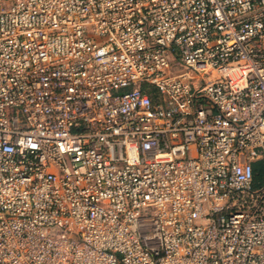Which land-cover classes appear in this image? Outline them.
<instances>
[{"label":"built area","instance_id":"obj_1","mask_svg":"<svg viewBox=\"0 0 264 264\" xmlns=\"http://www.w3.org/2000/svg\"><path fill=\"white\" fill-rule=\"evenodd\" d=\"M264 0H0V264H264Z\"/></svg>","mask_w":264,"mask_h":264},{"label":"trees","instance_id":"obj_2","mask_svg":"<svg viewBox=\"0 0 264 264\" xmlns=\"http://www.w3.org/2000/svg\"><path fill=\"white\" fill-rule=\"evenodd\" d=\"M254 179L256 186H264V162L258 161L254 164Z\"/></svg>","mask_w":264,"mask_h":264}]
</instances>
